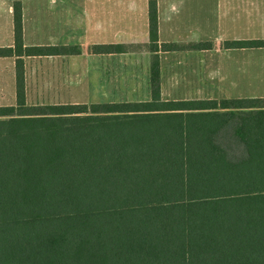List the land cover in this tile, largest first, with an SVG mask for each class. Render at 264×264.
I'll return each mask as SVG.
<instances>
[{"label":"trees","instance_id":"trees-1","mask_svg":"<svg viewBox=\"0 0 264 264\" xmlns=\"http://www.w3.org/2000/svg\"><path fill=\"white\" fill-rule=\"evenodd\" d=\"M14 19L15 45L0 56L81 53L26 46L20 0ZM149 23L157 50L156 0ZM224 46L264 47V39ZM17 80L18 104L0 106V264L24 263L14 255L39 256L45 245L55 264H264V98L163 100L157 60L147 101L27 105L22 58ZM46 157L54 163L41 166ZM44 184L54 185V209ZM36 200L43 210L32 211Z\"/></svg>","mask_w":264,"mask_h":264},{"label":"crops","instance_id":"crops-1","mask_svg":"<svg viewBox=\"0 0 264 264\" xmlns=\"http://www.w3.org/2000/svg\"><path fill=\"white\" fill-rule=\"evenodd\" d=\"M15 1L0 0V47L15 45ZM20 1L26 46H80L81 53L0 56L2 107L18 104V58L24 61L27 105L150 100L156 60L163 100L226 98L212 90H246L229 98H264V47L224 46L228 40L264 39V0H156L157 50L150 41L151 0ZM200 42H211L213 47H191ZM164 43L178 48L165 50ZM105 44L125 49L92 50ZM42 90H58L60 95L47 102L39 98ZM73 90L112 98L79 102L71 99ZM166 90L199 93L177 98Z\"/></svg>","mask_w":264,"mask_h":264},{"label":"rangeland","instance_id":"rangeland-1","mask_svg":"<svg viewBox=\"0 0 264 264\" xmlns=\"http://www.w3.org/2000/svg\"><path fill=\"white\" fill-rule=\"evenodd\" d=\"M62 93H64V90H60ZM168 92V96L170 97H177V98H183V97H195L197 96V94L199 93V90H196L195 92H191V93H185L184 91L186 90H166ZM193 91V90H191ZM202 92L205 90H201ZM209 91V90H208ZM241 91L245 92L246 90H212L213 94L216 96H220V95H224L223 97H237V93H240ZM59 91L58 90H42L39 94V98L40 99H44L47 100V102L49 101H55V99H57V97L60 95L57 93ZM35 94V93H34ZM72 94V98L71 99H77L79 102H86L89 100V102H94V101H99V99H110L112 98V96H110V94H107V96L104 95H94V93L92 92V94L90 95L89 92H87L86 90H73L71 92ZM69 96V95H67ZM34 99L36 98V96H33ZM32 97V98H33ZM193 99V98H192ZM46 146L50 147L49 149L52 150V153H47L50 154L49 156L53 155V147L54 144L52 142H46ZM54 163V159H50V158H44L41 159V163L40 165L42 166L43 164H47V165H51ZM47 185V184H44ZM17 187V186H16ZM40 192L43 194H46V196H48V200L47 202L50 204H53V206H51L49 209H54V203H53V196L52 194L54 193V185H47L44 187H41V189L39 188ZM38 192L35 194L37 195ZM51 200V201H50ZM14 202H15V211H24L26 210L25 207V203L26 201H23L22 199V195L20 191H15L14 192ZM47 203V204H48ZM42 200H36V201H31V208L32 211H40L43 210L42 208ZM3 207L0 208V210L2 212H4V205H2ZM10 206V205H8ZM11 211V207H7V212ZM20 253H16L14 255L15 258H19L18 254L21 255V258H26L28 259L26 262L21 263V264H55V259H54V250L49 248V245H45V249H40L39 250V256H37L36 254H31L29 253L28 250H21L19 251ZM18 264V263H16Z\"/></svg>","mask_w":264,"mask_h":264}]
</instances>
